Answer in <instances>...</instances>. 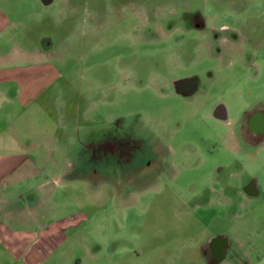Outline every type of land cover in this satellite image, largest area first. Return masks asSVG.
<instances>
[{
	"label": "rangeland",
	"instance_id": "374dc122",
	"mask_svg": "<svg viewBox=\"0 0 264 264\" xmlns=\"http://www.w3.org/2000/svg\"><path fill=\"white\" fill-rule=\"evenodd\" d=\"M132 6L168 19L183 7H197L211 28L239 27L246 18L248 25L258 24L260 15L263 37L242 60L233 59L224 46L204 44L193 30L152 34L148 42ZM1 15L4 48L41 45L46 38L51 52L44 66L58 75L30 108L4 104L0 111V167L17 150L25 153L23 162L35 166L4 177V205L18 207L4 215L0 264H204L198 248L210 232L246 223L245 238L257 243L247 264H264V193L244 204L220 200V183H228L233 168L221 166L230 155L219 138L226 128L211 115L213 104L222 100L235 119L244 88L264 96V0H54L50 5L0 0ZM132 24L141 27L133 32ZM180 46L184 66L176 72L201 73L202 90L194 101L122 81L131 69L127 61L119 66L122 58L130 55L133 68L145 75L164 67L165 55ZM117 118L141 127L143 135L147 127L159 128L169 155L200 160L199 169L190 164L180 171L185 203L176 195L128 185L116 194L115 166L92 161L85 145L102 131L112 132ZM33 168L41 172L32 175ZM82 216L87 219L58 235L55 245L38 233L52 222L60 226Z\"/></svg>",
	"mask_w": 264,
	"mask_h": 264
},
{
	"label": "flooded vegetation",
	"instance_id": "af4514ba",
	"mask_svg": "<svg viewBox=\"0 0 264 264\" xmlns=\"http://www.w3.org/2000/svg\"><path fill=\"white\" fill-rule=\"evenodd\" d=\"M41 1L45 5H50L54 0L48 3ZM131 8L134 12L133 15H138L141 18L142 31L148 33L146 36L148 42H152V34L157 36L162 35L164 31L174 32L177 29L182 32L183 30H193L202 35L204 44L217 45L222 49L224 46V51L235 54L233 59L242 60L247 59L246 55L243 56V52L260 43L263 37L260 31V15L255 17L258 24L248 25L249 18H246L239 27L211 28L208 26L207 17L197 7H183L176 14L177 17L172 16L170 19L166 14L158 16L155 10V16H153V10L144 9L138 13L134 6ZM167 19L169 23L165 24ZM141 26L132 24V31L135 32ZM173 42L178 43L179 41ZM1 43V50L4 51V38ZM41 46L50 47L51 43L45 38ZM158 48L163 50V48H167V45ZM171 53L170 56L165 55L164 67L160 69L157 67L146 72L145 75L133 68H136V63L130 55L126 60L121 57L119 66L123 68L127 61L131 67L129 76L121 77L122 81L129 80L134 85L140 83L142 84L140 85L141 90L149 88L160 94L171 92L179 98L194 101L202 90L201 73L197 71L177 73L175 68L184 66L183 47H177ZM175 59L181 60L175 65ZM250 79L255 80L253 77ZM241 91L242 103L235 119L230 116L228 106L222 100H217L213 104L211 112V115L226 128V132L219 135V138L225 143L222 149L230 155L225 156L223 159L225 166H221L233 169L229 173L228 183H220L222 190L219 191H222L220 200L222 198L223 202L229 203L230 201L231 204L233 202L240 204L252 202L264 193V155H261L264 151V96L252 88H244ZM134 127L117 118L112 132L102 131L97 139L86 143L87 155L92 161L108 160L115 166L116 194L120 193L122 187L128 185L140 192L161 191L163 194L176 195L179 197L177 202L185 203L183 197L186 194L185 184L179 177L180 171L190 164L193 169H199L201 167L200 160L190 158V155H169L164 144L166 135L159 128L147 127L148 135H143L141 127ZM262 175L263 180H261ZM224 189L230 193H225ZM246 232L247 223L230 226L229 231L216 229L210 232L198 248L203 255V263L247 264L248 257L251 252L256 250L257 243L256 239L247 240Z\"/></svg>",
	"mask_w": 264,
	"mask_h": 264
},
{
	"label": "crops",
	"instance_id": "0c3cea01",
	"mask_svg": "<svg viewBox=\"0 0 264 264\" xmlns=\"http://www.w3.org/2000/svg\"><path fill=\"white\" fill-rule=\"evenodd\" d=\"M4 15L0 16V37L4 36ZM1 43V42H0ZM51 50L50 47H42L41 45H24L15 44L11 49L1 50L0 44V111H3L4 104H12L28 109L32 105L36 104L40 95L46 92L47 89L57 79L58 73L48 71L44 64L47 61ZM16 124H18L16 122ZM12 127V125H10ZM8 127V126H7ZM4 127L0 131V149L4 147ZM14 143H17L14 139ZM0 155H4V151H0ZM26 155L22 151H14L9 154V162L7 166L2 165L0 167V240H4V215L9 216V207H18L14 204L7 207L4 205V184L8 181H4V177L10 175H17L18 169H22L25 165H32L30 162H23ZM27 159V158H26ZM13 166V167H12ZM22 166V167H21ZM18 168V169H17ZM23 170V169H22ZM41 172L40 169H34L32 175ZM23 176V175H21ZM30 207L27 208L30 211ZM34 216L33 212H29ZM33 221L38 219L33 218ZM82 219L85 217L71 218L66 221L64 225L58 226L52 222L51 226L45 228H39L38 233L43 235V239L49 240L51 244L57 242L58 235L64 234L67 230L77 227ZM42 230V231H41ZM42 232V233H41ZM39 256V252L36 253ZM34 254L33 256H35Z\"/></svg>",
	"mask_w": 264,
	"mask_h": 264
},
{
	"label": "water",
	"instance_id": "95a60500",
	"mask_svg": "<svg viewBox=\"0 0 264 264\" xmlns=\"http://www.w3.org/2000/svg\"><path fill=\"white\" fill-rule=\"evenodd\" d=\"M45 3H48V2H50L51 0H43Z\"/></svg>",
	"mask_w": 264,
	"mask_h": 264
}]
</instances>
